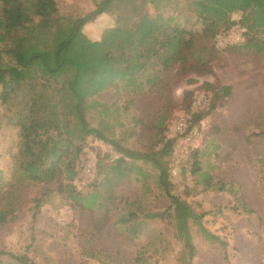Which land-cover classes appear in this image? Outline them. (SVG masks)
Listing matches in <instances>:
<instances>
[{
  "label": "rangeland",
  "instance_id": "rangeland-1",
  "mask_svg": "<svg viewBox=\"0 0 264 264\" xmlns=\"http://www.w3.org/2000/svg\"><path fill=\"white\" fill-rule=\"evenodd\" d=\"M96 1L55 0L59 13L69 17L88 12ZM128 2L118 0L111 11L85 24L81 33L96 40L116 24L118 14L155 12L144 0H135L136 11ZM159 7L165 16L172 15L180 25L200 32L202 24L190 0L162 1ZM239 18V12L231 16L234 22ZM197 43L202 46V39ZM211 43L207 45L214 54L212 73L192 75L195 82L187 84L170 70L161 73L155 85L145 84L136 92L119 83L87 99L84 114L90 126L100 128L122 148L155 151L162 145L161 137L172 134L170 120L183 114L184 90H192L204 100L211 94L206 83L214 88L230 85L231 93L223 105L197 123L198 146L178 155L171 193L185 199L198 213L205 212L203 226L225 243L223 247L205 238L191 224L195 254L190 264H264V135L255 134L264 130V51L238 45L212 49ZM4 111L0 103V114ZM82 142L76 163L80 171L73 180L81 190L77 199H72L63 177L41 183L19 175V130L0 122V211L11 210L0 224V249L25 253L39 264H186L172 223L144 217L146 212L170 204L150 162L125 157L134 165L126 177L104 175L105 166L123 153L93 136ZM194 159L199 166L195 172ZM209 180L213 188L208 186ZM219 183L229 189L219 190ZM93 194L98 197L88 207L86 198ZM39 197L41 205L36 209L34 200ZM0 264L20 263L0 254Z\"/></svg>",
  "mask_w": 264,
  "mask_h": 264
},
{
  "label": "trees",
  "instance_id": "trees-1",
  "mask_svg": "<svg viewBox=\"0 0 264 264\" xmlns=\"http://www.w3.org/2000/svg\"><path fill=\"white\" fill-rule=\"evenodd\" d=\"M117 1L98 0L88 12L69 17L59 13L55 0H0V103L5 109L0 114V122L19 130V175L41 183L63 177L65 191L72 199H77L81 190L73 180L80 171L76 163L82 151V140L88 136L108 141L123 153L105 166L104 175L126 177L134 167L126 158L150 162L170 204L163 210L146 212L144 217L172 223L186 254L185 263L190 264L195 254L191 224H195L205 238L216 240L223 247L225 243L203 226L201 218L205 212L198 213L185 199L171 193L174 138L168 134L162 136V145L155 151L122 148L100 128L88 124L85 103L119 83L132 92L145 84L155 85L160 74L170 70L179 80L192 84L195 82L192 75L212 73L210 61L214 54L208 51L210 42L212 49L238 45L264 51V0H190L202 24L199 33L180 25L174 16L158 11L162 1L171 0H144L153 5V14L138 11L135 0H128L131 9L137 10L134 16L118 14L116 24L106 28L99 39L86 38L81 28L98 15L111 11ZM237 12L240 18L234 22L231 16ZM235 23L243 27L244 41L217 46V36ZM198 38L202 39V46H198ZM73 54L74 57H70ZM206 86L211 94L209 99L204 96L203 105L198 108L192 106L193 91H183V114L188 118L189 128L223 105L231 93V86L227 84L214 88L206 83ZM255 134L264 135V130ZM192 150L196 157V150ZM192 170H199L197 159L193 161ZM208 186L214 187L212 181H208ZM217 188L229 189L223 183ZM97 197L90 195L86 205L92 206ZM40 205L39 197L34 200V206L39 209ZM10 212L0 211V224L7 220ZM35 219L34 213L31 229ZM29 247L27 244L26 248ZM0 254H8L20 264H39L25 253L0 249Z\"/></svg>",
  "mask_w": 264,
  "mask_h": 264
},
{
  "label": "built area",
  "instance_id": "built-area-1",
  "mask_svg": "<svg viewBox=\"0 0 264 264\" xmlns=\"http://www.w3.org/2000/svg\"><path fill=\"white\" fill-rule=\"evenodd\" d=\"M243 27L238 23L233 24L225 33L217 36V46L238 44L244 41ZM202 96H195L192 100V106L198 108L202 105ZM171 135L174 138L172 151V159L170 163V174L174 177L177 174L176 164L178 155L185 151L188 147L195 148L198 146L199 127L194 125L189 128L188 118L185 114H181L170 120ZM170 128V126H169Z\"/></svg>",
  "mask_w": 264,
  "mask_h": 264
}]
</instances>
